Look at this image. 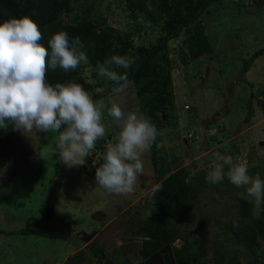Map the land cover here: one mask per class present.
<instances>
[{"label":"rangeland","instance_id":"1","mask_svg":"<svg viewBox=\"0 0 264 264\" xmlns=\"http://www.w3.org/2000/svg\"><path fill=\"white\" fill-rule=\"evenodd\" d=\"M76 5L77 12L91 6L92 15L105 17L117 32L132 33L135 45L150 47L163 36L158 25L141 17L134 19L124 0H79ZM73 16H64L63 20L71 21ZM199 21L211 38L214 53L183 66L178 51L184 47L187 33L169 37L177 127L157 133V149L167 152V160L176 156L181 167L200 168H209L219 152L246 165L253 177H261L253 169L262 171L264 178V54L246 74L242 71L243 60L264 49V9L257 10L252 0H222ZM83 65L86 83L100 85L95 90L100 94L95 102L104 114L106 149L118 132L107 116L114 97L113 93L106 95V89L112 82ZM118 102L126 112H139L131 82ZM250 108V121L243 123ZM56 141L57 133L25 134L16 129L0 138V264H68L80 252L85 256L82 264H93L95 259L88 248L93 241L109 258L114 255L113 249L119 248L124 259L134 262V243L138 242L123 239L130 237L131 222L150 213L149 195L155 185L151 150L143 156L144 175L138 177L134 192L124 196L109 194L96 185L97 164L104 155L95 149L81 166L70 168L59 161L62 176L58 178L57 161L52 156ZM229 185L225 177L218 186H204L190 206L189 217L177 224L202 253L201 259L211 261L216 251H226L227 259L248 264L246 252L227 239L220 227L237 216V198L251 200L245 187L234 189ZM80 233L86 234L87 240H79ZM181 244L178 240L174 245ZM263 252L261 242L258 254Z\"/></svg>","mask_w":264,"mask_h":264},{"label":"trees","instance_id":"2","mask_svg":"<svg viewBox=\"0 0 264 264\" xmlns=\"http://www.w3.org/2000/svg\"><path fill=\"white\" fill-rule=\"evenodd\" d=\"M124 1L134 19L141 17L160 27L163 36H160L154 45L150 47L135 45L132 33L117 32L105 17L93 16L94 9L91 6L77 12L76 4L79 0H0V23L11 17L30 16L39 25L44 37L41 43L46 47L50 36L57 31H66L70 38L78 36L84 44L83 50L88 56V63L85 65L89 69L95 70L97 62H103L112 55L132 58L134 63L126 72L138 100L139 113L150 118L157 133L167 127L175 128L177 123L174 120L177 114L171 75L174 62L170 57L168 39L177 38L182 31L187 33L183 42L184 47H180L178 51V61L183 66L201 57L210 58L214 53L211 38L207 35L205 26L197 21L213 4L222 0ZM252 3L257 10L264 9V0H252ZM71 14H74L71 21L63 20L64 16ZM263 54L264 49H259L249 58L244 59L243 74H246L254 61ZM117 71L121 74L125 72L123 69ZM83 73L84 65L81 63L77 69L68 72L59 67L55 70L49 68L46 78L52 84L75 81L86 91L92 92L95 101L100 96L95 92L100 85L96 82L86 83ZM113 86V83L109 85L106 95L112 93ZM188 109L189 107L186 110ZM251 113L252 108L243 119V123L250 121ZM13 129L11 124L7 129H0V138L5 132ZM104 140H99L95 147V152L102 151L103 155L106 152L103 147ZM56 143L52 156L57 161L55 175L60 178L62 172L58 166L60 160ZM157 143L156 138L150 148L155 183L149 195L150 213L135 223L131 222L130 237L123 239L128 243L138 242L134 243L136 260L132 262L124 259L119 248L113 249L114 255L109 258L105 249L93 241L88 247L92 258L95 259L93 264H241L227 259L226 251L221 253L216 251L211 261L206 258L201 259L202 253L197 251L187 234L182 232L177 224L182 218L189 217L190 206L199 198L204 186L215 187L222 182L213 185L206 181L209 171L207 166L206 168L181 167L177 165L176 156L172 160H167V152L158 150ZM102 163L103 159H100L97 167ZM227 170L225 166V171ZM252 171L260 173L263 177L262 171L255 169ZM248 174L251 176L252 172ZM229 186L235 189V185ZM235 207H237V216L220 226L224 236L246 252L249 258L248 264H264V252L258 254L261 242L264 243V212L259 219H253V204L244 198H237ZM50 212L51 209L48 214ZM234 223L238 226H234ZM178 240L182 242L179 247L174 245ZM84 257V253L80 252L74 255L68 264H82ZM113 259H116L117 263Z\"/></svg>","mask_w":264,"mask_h":264},{"label":"clouds","instance_id":"3","mask_svg":"<svg viewBox=\"0 0 264 264\" xmlns=\"http://www.w3.org/2000/svg\"><path fill=\"white\" fill-rule=\"evenodd\" d=\"M43 38L39 25L30 16L11 17L0 23V129L11 124L25 134L58 133L59 160L70 168L81 166L97 142L107 135L104 114L79 83L52 84L46 76L49 68L75 70L81 63H88V56L81 39L70 38L66 31L52 34L47 47L41 43ZM133 63L128 56L112 55L97 62L95 68L98 76L114 85L107 116L118 128L106 144L95 181L114 195L134 192L138 177L145 173L143 156L157 138V129L149 117L138 111L126 112L118 102L130 86L126 70ZM117 69L125 72L121 74ZM39 155L43 157V152ZM225 177L236 187L246 188L253 204L252 218L259 219L264 212V179L259 174L250 176L246 165L216 152L206 181L215 185Z\"/></svg>","mask_w":264,"mask_h":264},{"label":"water","instance_id":"4","mask_svg":"<svg viewBox=\"0 0 264 264\" xmlns=\"http://www.w3.org/2000/svg\"><path fill=\"white\" fill-rule=\"evenodd\" d=\"M213 119H215V118H213ZM78 238H79V240H81L83 238H84L83 240H87L86 234H83V233L78 234Z\"/></svg>","mask_w":264,"mask_h":264},{"label":"built area","instance_id":"5","mask_svg":"<svg viewBox=\"0 0 264 264\" xmlns=\"http://www.w3.org/2000/svg\"><path fill=\"white\" fill-rule=\"evenodd\" d=\"M186 108H187V106H186Z\"/></svg>","mask_w":264,"mask_h":264}]
</instances>
